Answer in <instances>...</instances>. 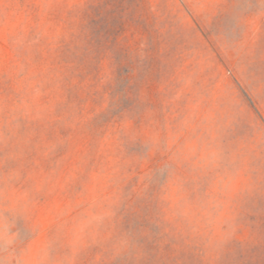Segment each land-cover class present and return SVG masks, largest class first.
<instances>
[{
	"label": "rangeland",
	"instance_id": "374dc122",
	"mask_svg": "<svg viewBox=\"0 0 264 264\" xmlns=\"http://www.w3.org/2000/svg\"><path fill=\"white\" fill-rule=\"evenodd\" d=\"M0 264H264V0H0Z\"/></svg>",
	"mask_w": 264,
	"mask_h": 264
}]
</instances>
